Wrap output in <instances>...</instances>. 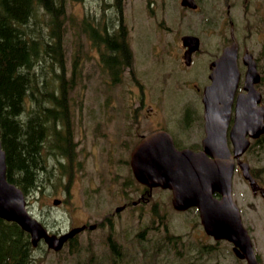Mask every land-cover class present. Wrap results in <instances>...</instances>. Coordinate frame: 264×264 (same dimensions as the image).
Segmentation results:
<instances>
[{"label": "rangeland", "instance_id": "rangeland-1", "mask_svg": "<svg viewBox=\"0 0 264 264\" xmlns=\"http://www.w3.org/2000/svg\"><path fill=\"white\" fill-rule=\"evenodd\" d=\"M118 1L65 0L62 24L48 21V15L41 11L35 23L30 21L31 28L45 37L55 36L52 28L61 35V63L50 50L43 61L39 58L34 69L40 74L41 63V73L50 90L58 97L62 92L65 94L73 147L71 162L67 159L65 165L60 166L57 162L60 156H55L53 143L48 140L44 144L41 151L46 161L38 182L41 189L37 188L27 199L29 212L51 232H64L85 220L107 219L127 195L142 193L129 166L131 145L137 138L136 126L141 133L153 128L143 118V112L136 123L132 120L133 108L138 107L141 99L140 89L148 94V100L155 103L156 108L168 115L173 114L172 110L186 108L201 112L199 97L183 92L178 83L203 69L207 61L230 42V19L241 51L239 57L245 49L251 51L264 76V0H196V9L181 7L180 0H122V15H116ZM227 2L231 3L228 12ZM83 16L101 29L123 30L131 64L118 80L113 79L104 66L103 45H97L89 29L83 30V26H90L80 23ZM183 33L199 34L201 50L192 66L181 70L168 50H177L176 35ZM101 34L104 33L101 31ZM39 47L41 51L43 44ZM239 67L243 72L241 61ZM48 86L45 84V89ZM241 86L242 79L239 89ZM257 87L264 104V77ZM185 99L192 101H183ZM47 102L61 107L53 99ZM169 124L174 131L184 129L181 121L172 119ZM188 133L189 140L198 142L203 134L202 126L195 122ZM60 159L65 161L64 155ZM241 159L249 163L258 183L264 187V135ZM145 196L149 199L140 203L133 212L136 215L131 210L113 214L115 238L120 242L127 237L120 246L124 249L117 259L118 264H246L233 254L228 241L219 239L213 244V239L203 231L195 208L175 212L171 194L162 189H154ZM232 196L259 262L264 264V199L252 194L237 169L232 178ZM54 198H60L61 202L54 204ZM109 228L103 225L84 229L77 233L75 247L66 243L61 249L53 250L39 242L32 249V264H110L113 252L110 248L107 251L105 244V232ZM136 231L140 247L132 236ZM168 236L172 238V245L174 239L181 242L179 247L187 253L184 259L166 254L170 251V246L166 251L169 244L164 242ZM144 251L148 258L143 257ZM90 257L95 259L89 262Z\"/></svg>", "mask_w": 264, "mask_h": 264}, {"label": "water", "instance_id": "water-1", "mask_svg": "<svg viewBox=\"0 0 264 264\" xmlns=\"http://www.w3.org/2000/svg\"><path fill=\"white\" fill-rule=\"evenodd\" d=\"M184 6L195 7L194 0H181ZM191 52L198 48V38L182 37ZM248 67L243 89L235 91L239 81L237 42L226 45L219 57L211 62V83L203 91L204 129L202 149H176L171 136L162 130L144 136L133 148L130 166L141 183L160 185L172 190V204L177 209L196 206L204 230L214 238H223L233 244V251L247 264H258L251 239L242 224L238 205L232 198L231 184L235 159L244 178L255 193V179L246 161L239 160L248 148L250 138L264 132V106L259 104L260 92L254 83L259 76L249 53L243 57ZM234 102L233 124L227 133ZM230 138L231 147L227 137ZM255 184V185H254ZM217 193L219 196L215 195ZM53 202L57 204L58 199ZM117 210L120 207L116 208ZM0 217L16 222L30 235L35 246L41 239L54 250L85 225L73 227L62 234L49 233L47 228L26 207L25 195L20 187L6 178L5 152L0 144ZM90 224L89 227H94Z\"/></svg>", "mask_w": 264, "mask_h": 264}, {"label": "trees", "instance_id": "trees-1", "mask_svg": "<svg viewBox=\"0 0 264 264\" xmlns=\"http://www.w3.org/2000/svg\"><path fill=\"white\" fill-rule=\"evenodd\" d=\"M65 6V0H0V142L5 151L6 177L27 196L39 188V173L46 161L41 151L45 142L50 140L55 145L59 141V148H63L68 159L71 157L65 94L58 97L50 90L41 73V63L40 74L34 69L39 58L43 61L50 50L61 63V35L52 28L55 36L45 37L30 26L40 11L48 15V21L62 24ZM122 8L119 0L116 15H122ZM83 22L90 25L83 26V30L89 29L97 45H103L101 59L111 77L118 80L131 64L123 30L101 29L91 24L87 16L81 18L80 23ZM39 44H43L41 51ZM61 86L64 88L63 83ZM52 99L61 107L48 104L47 100ZM32 249L27 232L15 222L0 218V264H32Z\"/></svg>", "mask_w": 264, "mask_h": 264}, {"label": "flooded vegetation", "instance_id": "flooded-vegetation-1", "mask_svg": "<svg viewBox=\"0 0 264 264\" xmlns=\"http://www.w3.org/2000/svg\"><path fill=\"white\" fill-rule=\"evenodd\" d=\"M230 6H231V3L227 2L226 3V12H228ZM232 25H233V21H232ZM183 34H187V33H183ZM183 34H177L176 35V39H177V41L179 43L177 50H172V51L168 50V53L170 54V57H172L176 61H178V63L176 62L177 67L179 69H181V70L184 69L185 67H189L190 68L192 66L194 60L199 56V52L201 50V36L199 34L189 33V34L196 35L199 38L200 45H199V48L196 51L191 53V55L187 59L188 61H186V59L184 57V52L186 50V46H184L182 44V38H181V36ZM229 36H230V41H231V37H234V39L236 40L233 29L230 31ZM221 49H220V51L217 54H215L210 60L207 61L206 66L203 67V69L194 71V76H191V77L187 76L186 78H182L179 81V83H178V85L180 86V89L183 92H190L191 94H194L195 96L199 97V103L198 104L201 103V96H202V92H203L204 87L207 84H209L210 81H211L210 80V71H211L210 63L216 57L219 56V54L221 52ZM245 51L250 52L252 54V52L249 51L248 49H245L244 52ZM240 52L241 51H240L239 44H238V54H237L238 65H239L240 61L242 63L241 57H242V55L244 53L243 52L242 55L239 57ZM253 60H254V62L256 64V66H257V71L259 73V81L257 82V85H260L263 82V77L264 76H263L262 71H260L258 69V65H257V61H256L255 57H253ZM243 66H244V70H245L246 66L244 64H243ZM244 70H243V72L240 70L241 76L244 73ZM140 95H141V99H140V101L138 103V107L133 108V112H134L133 117L134 118L132 120L134 121V123H136L138 121L139 117L141 116L140 112H143V115H142L143 118H145L147 120V122L151 126H153V128L149 129L146 132H142L141 133L138 130V127L136 126L134 133H136L137 138L132 143L131 149L136 145V143L141 139V137L143 135H145V134H147V133H149V132H151L153 130H157V129H160V130L168 132L171 135V137H172V140H173V143H174L175 147H177V148L186 147V148H191L193 150H199L201 148V146H202L201 139L203 137V134H202V136H201V138H200V140L198 142L197 141H191V140L188 139V137H189L188 129L193 123L196 122L198 125L202 126V132L204 133V130H203V117H202V113H203L202 103H201V112H200V109L199 110H193L192 108H186L185 110H182V111L181 110H172V111H174L173 114L172 115H168V114H166L164 112V110L156 108L155 107L156 104L152 103L151 101H149L148 100V94L145 93L141 89H140ZM183 101L191 102L192 100L185 99ZM172 116H175L176 118H173ZM172 119L173 120H177V121H181L183 123V125H184V129H180V130L174 131L175 128L172 127L169 124L172 121ZM132 127H133V122H132ZM261 139L258 142H260ZM125 146H128V142L125 144ZM131 175H132V173H131ZM136 184L142 187V193L139 194V195H134V192H133L132 195H127L126 198L123 199L121 204L117 205V206H121V210L122 211L131 210L132 213H133L135 210H138V207H139V205H140V203L142 201L149 199V197H146L145 194L146 195H150L151 192L154 189H162V188H159V187L149 188L148 186H146L144 184H141V183H139L137 181H136ZM162 190H165V191H167V192H169L171 194L169 189H162ZM191 208H194V207H191ZM115 212H117V211L114 210V212H110L109 216L106 217L107 219L101 218L99 221H94V222H87L85 220L84 222H81V224H79V225L85 224L84 229L88 228V225L91 224V223H95V227L96 226L97 227L98 226H103V225L110 227L105 232V244L107 246V251L110 248L111 251L113 252L112 260L109 259V263L110 264H118L117 259H119V257L123 253V249H124V248H122L120 246L124 243V240L127 238V237H125V239H123V241L120 240V242H118L117 238H115V230L112 229L113 214ZM175 212H177V211H175ZM133 214L136 215L135 213H133ZM79 225H74V226H79ZM133 227H134V224L131 227V229ZM84 229H82L81 231H83ZM164 229L165 230L168 229V226L166 224H164ZM81 231H79V232H81ZM138 235H139V233L137 231L136 232H132L133 239H136V241L138 243V246L140 247V244H139L140 240L138 239ZM206 236H208V235L206 234ZM77 239H78V234L76 233L75 235H73V237L71 239L68 240V245L75 247ZM171 241H172L171 236H168V238H166V241H164L165 243L169 244L167 246L166 251L168 250V248L170 246V251L166 252V254L167 255L168 254L172 255L173 257L178 258V259H184L187 256V253L185 251H183V249L181 247H179V245H181V242H178L177 240L174 239V245H172L170 243ZM213 241H214L213 244L217 242L214 239H213ZM115 253H116V255H115ZM90 258H92V257H90Z\"/></svg>", "mask_w": 264, "mask_h": 264}]
</instances>
